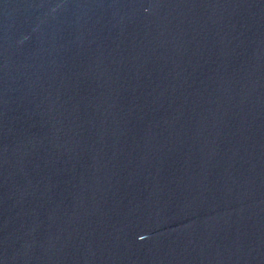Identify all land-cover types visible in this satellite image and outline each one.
Masks as SVG:
<instances>
[{
	"label": "water",
	"instance_id": "95a60500",
	"mask_svg": "<svg viewBox=\"0 0 264 264\" xmlns=\"http://www.w3.org/2000/svg\"><path fill=\"white\" fill-rule=\"evenodd\" d=\"M0 264H264V0H0Z\"/></svg>",
	"mask_w": 264,
	"mask_h": 264
},
{
	"label": "clouds",
	"instance_id": "9594fccd",
	"mask_svg": "<svg viewBox=\"0 0 264 264\" xmlns=\"http://www.w3.org/2000/svg\"><path fill=\"white\" fill-rule=\"evenodd\" d=\"M141 239H143V238L141 237Z\"/></svg>",
	"mask_w": 264,
	"mask_h": 264
}]
</instances>
